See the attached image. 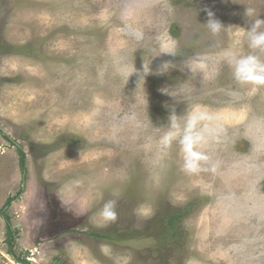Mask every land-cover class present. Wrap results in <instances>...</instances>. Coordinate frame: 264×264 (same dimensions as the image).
<instances>
[{
    "label": "rangeland",
    "instance_id": "obj_1",
    "mask_svg": "<svg viewBox=\"0 0 264 264\" xmlns=\"http://www.w3.org/2000/svg\"><path fill=\"white\" fill-rule=\"evenodd\" d=\"M246 9L264 18V0H0V264H19L6 217L30 264H264V86L225 59L264 61ZM193 107L216 120L189 172L161 138Z\"/></svg>",
    "mask_w": 264,
    "mask_h": 264
},
{
    "label": "clouds",
    "instance_id": "obj_2",
    "mask_svg": "<svg viewBox=\"0 0 264 264\" xmlns=\"http://www.w3.org/2000/svg\"><path fill=\"white\" fill-rule=\"evenodd\" d=\"M207 12V22L204 23L208 30L213 34H217L223 24L215 17V13L210 9ZM248 18L247 39L248 47L253 50H264V18L251 19L253 13L251 9H246L244 13ZM165 54L174 55V53L167 52ZM225 59L232 71L233 78L241 85L264 86V61L258 56L237 55L232 52L225 54ZM198 60H194L191 64L186 66V72L194 75L198 70L196 64ZM173 67L170 61L163 62L155 72L151 65L143 63L142 70H137L139 78L146 77L150 74L164 75ZM168 94L167 92H164ZM175 114L170 115V128L161 138V143L167 147L173 140L178 139L181 145V150L184 154V168L189 172H196L200 168V162L207 159L198 150L207 141V130L210 128L212 122L216 117L211 113L204 111L198 107H193L185 117L183 123L180 122ZM116 202L114 200L107 201L100 211V216L107 222H114L117 217L115 210ZM69 211L73 209L68 208Z\"/></svg>",
    "mask_w": 264,
    "mask_h": 264
},
{
    "label": "trees",
    "instance_id": "obj_3",
    "mask_svg": "<svg viewBox=\"0 0 264 264\" xmlns=\"http://www.w3.org/2000/svg\"><path fill=\"white\" fill-rule=\"evenodd\" d=\"M6 138L8 139V137H6ZM18 151H19L20 156H21V166L23 169H25L26 168V153L23 151L22 147H19V146H18ZM24 171H26V170H24ZM12 201H13L12 198L8 199L6 206H9V204ZM6 218H7V229H8L7 235L10 238V254L16 259V261L19 264H30L27 260L16 256V254L13 250V246H14L17 234H16L15 230L13 229V227L10 223V219L8 217H6ZM182 219H183V216L180 215V212L178 210L175 212H172V214L170 216H168V219L166 220L165 224H166L167 228L170 230V235L172 238L176 237V235L178 234L177 227L181 223ZM112 235L113 234H111V233L97 234L98 237H104L107 239H110V237Z\"/></svg>",
    "mask_w": 264,
    "mask_h": 264
}]
</instances>
